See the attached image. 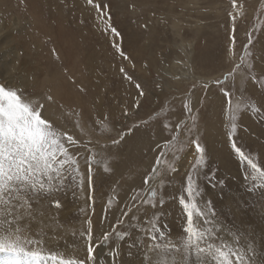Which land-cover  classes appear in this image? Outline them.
I'll return each instance as SVG.
<instances>
[{
	"label": "rangeland",
	"instance_id": "374dc122",
	"mask_svg": "<svg viewBox=\"0 0 264 264\" xmlns=\"http://www.w3.org/2000/svg\"><path fill=\"white\" fill-rule=\"evenodd\" d=\"M0 82L77 141L65 146L80 173L30 194V215L21 211L41 242L29 250L146 264L153 222L184 235L179 197L191 176L217 235L264 264V187L233 148L264 168V0H0ZM150 188L155 207L142 202ZM114 230L129 235L102 242ZM0 264L15 258L0 254Z\"/></svg>",
	"mask_w": 264,
	"mask_h": 264
},
{
	"label": "snow or ice",
	"instance_id": "6c2138e0",
	"mask_svg": "<svg viewBox=\"0 0 264 264\" xmlns=\"http://www.w3.org/2000/svg\"><path fill=\"white\" fill-rule=\"evenodd\" d=\"M233 2L235 3V0ZM88 3L92 4L93 0H88ZM112 32L119 35L115 28ZM236 67L239 68L240 65ZM136 87L139 88V85ZM42 107L26 100L22 91L0 82V254L14 257L15 264H23L22 258L25 257L28 258V264H87L86 260L66 258L58 252L44 249L29 250L26 247L41 243L29 238L26 229L20 225L23 219L21 211L30 215L29 195L51 191L57 184L63 185L72 172L80 173L77 158H74L69 147L65 146V143L69 146L75 145L77 141L67 132L59 131L44 118ZM195 146L201 153L197 163L203 164L204 149L199 143ZM233 148L253 170L251 179L254 186L264 187V168L247 157L235 143ZM156 163L160 164L159 158ZM91 164L92 161L89 160V172ZM150 179L152 178L146 177L145 183ZM80 183L82 186L83 175H80ZM186 193L187 198L183 194L179 197V203L183 206L186 216L184 235L179 240H173L153 222L151 227L146 229L150 238V243L144 244L147 249L144 253L146 264H191L193 254L197 264H208L209 261L211 264H254L256 252L253 247L246 245L241 248L239 238L231 242L217 235L213 221L209 219L210 214L214 215V210L208 207L210 201L201 206L198 201L200 193L194 188L191 176L188 177ZM156 197L157 190L150 188L148 198L142 202L155 207ZM55 203L57 207L60 206L59 201ZM122 224L121 220L117 227ZM112 235L122 240L129 233L116 230L104 233L101 237L102 242H107ZM87 236L90 261L94 259L95 254L90 220Z\"/></svg>",
	"mask_w": 264,
	"mask_h": 264
}]
</instances>
